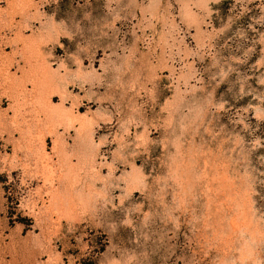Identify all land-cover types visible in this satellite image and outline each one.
<instances>
[{"label": "rangeland", "instance_id": "1", "mask_svg": "<svg viewBox=\"0 0 264 264\" xmlns=\"http://www.w3.org/2000/svg\"><path fill=\"white\" fill-rule=\"evenodd\" d=\"M0 264H264V0H0Z\"/></svg>", "mask_w": 264, "mask_h": 264}]
</instances>
